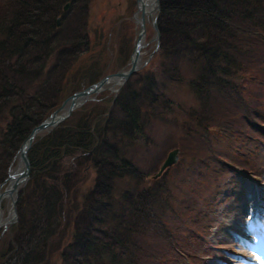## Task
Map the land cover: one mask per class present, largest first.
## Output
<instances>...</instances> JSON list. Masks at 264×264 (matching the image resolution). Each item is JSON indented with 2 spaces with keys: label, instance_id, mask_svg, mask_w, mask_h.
Returning a JSON list of instances; mask_svg holds the SVG:
<instances>
[{
  "label": "trees",
  "instance_id": "trees-1",
  "mask_svg": "<svg viewBox=\"0 0 264 264\" xmlns=\"http://www.w3.org/2000/svg\"><path fill=\"white\" fill-rule=\"evenodd\" d=\"M90 1L6 0L9 9L0 20V182L33 127L103 76L98 61L104 51L87 84L78 82L82 68L75 69L90 46ZM158 26L157 68L136 73L114 102L105 96L88 101L34 140L31 176L19 193L18 221L1 239L0 264H52L55 253L54 264H148L139 234L162 221L156 209L163 200L150 192L151 173L132 155L151 148L156 123L169 121L181 106L167 90L186 74L197 99L191 113L207 107L210 121H226L224 136L245 138L232 142L236 150L264 153V144L247 133L254 128L249 115L263 118L264 0H161ZM205 128L212 136L213 124ZM90 168L95 176L78 198Z\"/></svg>",
  "mask_w": 264,
  "mask_h": 264
},
{
  "label": "rangeland",
  "instance_id": "rangeland-1",
  "mask_svg": "<svg viewBox=\"0 0 264 264\" xmlns=\"http://www.w3.org/2000/svg\"><path fill=\"white\" fill-rule=\"evenodd\" d=\"M140 2L141 0L90 1L88 37L91 49H83L81 58L75 63V69L81 67L82 72H85L78 77L79 83L87 84L90 75H86L91 73L94 61L100 57L102 51L104 58H99L98 63L103 75L115 73L123 67L127 68L134 41L141 29L140 23L134 17ZM8 9L6 0H0V20ZM153 11H147L145 14L150 16ZM146 30L142 64L146 59L152 58L151 53L157 45L156 30L151 17L147 21ZM124 43L127 46H124ZM122 48L125 51L120 55ZM152 60L148 67L155 69L158 64L157 53ZM142 64L138 66V70L142 68ZM184 70L187 72L186 67ZM133 76L135 75L132 74L129 79L119 82L111 80L112 82L106 84L97 94L90 95L88 101L105 96L104 99L113 98L114 102L116 93L120 92ZM189 78L186 74L184 79L169 84L167 93L181 106L173 109L169 121L166 116L159 117L167 122L156 123L152 131L153 143L149 145L151 148L142 147L132 155L133 159L142 162L145 171L151 173L147 183L150 192L158 193V200H163L156 209L163 219L154 222L150 228L147 225L148 228L139 234L142 238L140 247L148 254V264H190L189 261L192 264H225L222 261L223 256L229 259V264H251V260L264 263V248L253 249L252 244L257 234L252 222L256 210H260L259 224L264 232V169L260 167L264 162V153L257 156L251 147H247L249 149H245L246 152L236 150L235 143L240 145L241 140L245 143V138L238 134L235 135V140H231L229 135L224 136L226 121H210L209 117L205 116H209L213 111L210 112L207 107L205 112L201 108L195 111L196 114H201V117L204 115L202 118L191 113L197 106L191 108L197 103V99L189 85ZM263 112L264 109L261 112L263 118L249 115L254 128L253 131H247L261 144H264ZM212 124L215 129L211 136L205 126ZM208 139L214 140L212 146ZM227 143L232 144L230 148ZM175 148L180 149L177 163L161 173L158 178H154L169 152ZM66 162L70 166L71 160L67 159ZM253 162L256 164L253 165ZM18 164L19 158L14 162L12 169L20 167ZM249 168L251 170H248ZM257 172L260 173L256 174ZM94 176L95 171L90 168L78 198L88 192ZM234 179L239 183H231ZM157 181L159 183L156 186L150 184ZM0 186L3 188L0 192H4L9 182L4 186L0 182ZM12 212L11 198L4 197L0 208V243L12 225L9 223L10 219H14ZM180 247L188 254H178L175 250ZM231 250L234 253H231ZM138 254L143 256V251L140 250ZM58 259L59 253H55L52 264L57 263Z\"/></svg>",
  "mask_w": 264,
  "mask_h": 264
},
{
  "label": "water",
  "instance_id": "water-1",
  "mask_svg": "<svg viewBox=\"0 0 264 264\" xmlns=\"http://www.w3.org/2000/svg\"><path fill=\"white\" fill-rule=\"evenodd\" d=\"M157 6H159V1L156 0ZM140 8L143 10V12H147L145 4L142 2V6ZM141 42V39L138 43ZM140 56L139 52V44L137 45V48L134 51V54L132 56V67L126 71V72H118L112 75H109L105 78H103L101 81L93 84L92 86L75 92L73 95H71L69 98H67L61 107L54 111L47 119H45L41 124L36 126L30 135L26 138L22 146L20 147L18 158L20 159V166L21 170L17 172H11L9 176L10 185L9 187L4 191L0 192V207H1V201L6 196L11 198L12 204H13V217L14 219H10L9 223H13L17 220L18 215L16 211V201L18 197V191L21 184L26 183V181L29 179L30 176V160L28 157V152L31 148L32 142L35 138V136L38 133L44 132V131H50L53 127L57 126L61 121L68 118L72 111L80 106L83 102H85L90 94L93 92H98L101 89L104 88V86L110 82H119L122 80H126L132 72L135 71L137 67V61ZM112 80V81H111ZM177 160V150L171 152L165 161L163 165V169L167 167L168 165L173 164ZM7 226V224H6Z\"/></svg>",
  "mask_w": 264,
  "mask_h": 264
},
{
  "label": "bare ground",
  "instance_id": "bare-ground-1",
  "mask_svg": "<svg viewBox=\"0 0 264 264\" xmlns=\"http://www.w3.org/2000/svg\"><path fill=\"white\" fill-rule=\"evenodd\" d=\"M147 2V3H146ZM143 4H145V6H146V10H149V11H151L153 8H154V6H155V4H156V0H145V2H143ZM248 90V88H246V90H245V92ZM248 92V91H247ZM253 92V91H252ZM247 94V93H246ZM253 95V94H252ZM223 96V95H222ZM246 98H249V97H251V96H245ZM229 99H225V101L227 102ZM230 102H232V100L230 101ZM227 104H228V102H227ZM234 104V103H233ZM231 105V104H230ZM70 120V119H69Z\"/></svg>",
  "mask_w": 264,
  "mask_h": 264
}]
</instances>
